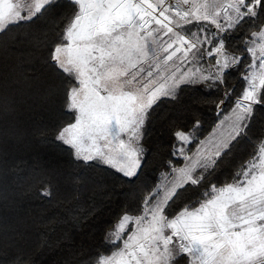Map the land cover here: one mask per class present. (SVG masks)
I'll return each instance as SVG.
<instances>
[{"label": "snow or ice", "instance_id": "obj_1", "mask_svg": "<svg viewBox=\"0 0 264 264\" xmlns=\"http://www.w3.org/2000/svg\"><path fill=\"white\" fill-rule=\"evenodd\" d=\"M41 20L57 22L41 87L69 115L45 143L72 167L135 183L161 103H182L190 90L217 115L204 138L196 113L186 126L172 122L159 178L120 207L102 237L107 254L65 264H264V0H0V34ZM6 87L0 75V93ZM15 117L0 104V178ZM37 184L38 195L54 197L48 172ZM6 202L0 193V264H36L24 224L2 214ZM98 209L74 214L71 226L85 228ZM71 240L65 230L38 247Z\"/></svg>", "mask_w": 264, "mask_h": 264}, {"label": "trees", "instance_id": "obj_2", "mask_svg": "<svg viewBox=\"0 0 264 264\" xmlns=\"http://www.w3.org/2000/svg\"><path fill=\"white\" fill-rule=\"evenodd\" d=\"M56 23L41 20L16 26L6 35L0 34V75L7 80V87L0 93V104L16 110V117L9 124L13 144L0 178V193L7 197L2 214L9 223L24 224V243L34 249L36 264H65L66 260L73 261L90 253L107 254L104 250L111 246L102 237L120 207L134 203L143 190L159 178L169 152L171 123L186 126L196 113L200 119L198 135L204 138L217 121L215 104L205 102L189 90L182 103L165 100L153 113L146 137L149 163L135 183H122L111 170L72 167L67 163L66 154L45 143L46 139L53 138L56 128L69 119L60 97L49 96L47 89L41 87L48 83V70L42 59L46 54L43 45L51 37ZM240 79L235 75L231 82L239 85ZM42 171L49 173L55 186L51 199L37 194V177ZM77 174L79 178L73 180ZM226 177L227 173L222 179ZM105 192L108 197L104 196ZM93 204L99 205L96 215L88 220L85 228L74 229L70 223L74 214H82ZM65 230L72 235L65 246L38 247L44 239L56 241Z\"/></svg>", "mask_w": 264, "mask_h": 264}]
</instances>
